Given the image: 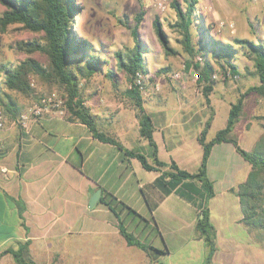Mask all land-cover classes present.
<instances>
[{
    "label": "crops",
    "instance_id": "0c3cea01",
    "mask_svg": "<svg viewBox=\"0 0 264 264\" xmlns=\"http://www.w3.org/2000/svg\"><path fill=\"white\" fill-rule=\"evenodd\" d=\"M97 3L91 2L96 19ZM258 9L264 10V0ZM87 40L101 55L102 46L97 49ZM175 87L146 92L142 107L152 120L157 158L195 173L202 156L197 139L210 116L206 139L226 126L229 92L212 87L207 104L203 92ZM216 94L220 98L213 101ZM93 98L86 95L85 104L97 117L98 129L107 132L99 124L106 119L104 109L97 111ZM23 110L8 115L0 130V264H23L13 252L34 264H264V236L243 224L239 197L232 192L246 181L250 165L231 143L211 149L206 172L213 196L191 203L153 186L160 172L144 170L137 159L93 138L84 124L47 113L23 128L12 123ZM172 112L182 113V125L192 123V139L188 132L176 139L164 135ZM120 117L115 116V139L150 163L153 149L140 137L136 117L131 127L117 125ZM97 190L98 200L90 207ZM203 208L215 230L210 259L195 230ZM122 232L151 250L128 243Z\"/></svg>",
    "mask_w": 264,
    "mask_h": 264
},
{
    "label": "trees",
    "instance_id": "16d2710c",
    "mask_svg": "<svg viewBox=\"0 0 264 264\" xmlns=\"http://www.w3.org/2000/svg\"><path fill=\"white\" fill-rule=\"evenodd\" d=\"M186 3L185 8L182 9L177 1L171 2L176 20L170 25L181 35V45L185 52L191 56L198 54L204 59L209 49L222 73L227 69L231 75H237L238 67L233 61L237 52L235 47H238L243 49L245 57L252 63L254 74L257 75L259 81L258 85L250 87L241 94L236 103H230L226 126L217 131L208 141L206 134L210 127L211 116L205 122L197 139L202 148L197 172L189 173L180 169L175 162L165 163L157 158L156 146L152 137V120L150 115L145 113L142 107L141 92L134 84L135 73L138 72L143 76L147 74L142 51L144 44L140 41L138 34V25L144 15L142 10L134 16L133 27L128 28L133 47L126 52L116 51L113 58L116 69L125 74L127 86L131 85V88L125 89L124 94L135 106L140 137L145 139L153 149L150 163L138 150L124 148L114 137L98 129L97 117L85 104L80 91L81 81L102 73V67L108 65L109 62L108 58H101L92 50L87 39L78 35L74 20L81 15L83 7L77 3V0H0V5L4 8L0 15L1 32L9 26L20 25L22 29L40 35L31 41H19L12 47L15 52L26 55L24 60L14 65L0 64V75L2 76L0 79V111L9 116H15V113L22 109L15 96H30L33 92L29 85L30 77L38 78L45 86H54L61 91L67 119L84 124L93 138L117 147L127 157L137 159L144 170L160 172L153 186L159 187L164 194L175 193L191 203H194L197 198L206 202L213 196L212 183L206 172L211 149L215 144L231 143L250 165L246 181L238 185L236 189H232V192L239 197L243 214L242 222L249 228L261 231L264 236V133L258 138L250 152L241 149L235 137L232 136L243 108L245 95L254 93L264 97V35L263 39L258 42L235 38L231 44H224L209 40V29H204L202 24H198L199 38L193 43L190 27L194 24L192 17L197 0H186ZM152 28L165 55H173L174 50L169 46L167 35L158 18L153 19ZM36 53L45 58L44 64L33 57ZM194 69L199 71L198 81L204 84L203 95L208 104L207 96L212 90L211 76L215 72L214 66L210 61H204L202 66L194 64ZM167 71V69H160L157 73ZM104 75L116 83L114 72L108 70ZM194 181L198 182L199 186H195ZM200 215L202 217L197 220L195 230L206 243L207 258L210 259L215 250V230L209 221L206 208L201 210ZM124 236L128 243L135 244L145 251L151 250L150 247L140 245L132 235L124 233ZM13 254L19 263L34 264L19 259V254L16 252Z\"/></svg>",
    "mask_w": 264,
    "mask_h": 264
},
{
    "label": "rangeland",
    "instance_id": "374dc122",
    "mask_svg": "<svg viewBox=\"0 0 264 264\" xmlns=\"http://www.w3.org/2000/svg\"><path fill=\"white\" fill-rule=\"evenodd\" d=\"M172 1H177L182 9L187 4L186 0H98V18L96 19L91 7L92 0H77L78 4L85 7L81 15L74 20L78 35L84 39H92L97 49L102 46L98 53L101 52V58L104 56L108 58L109 62L108 65L102 67V73L81 81V95L84 101H86V95L94 96L95 109L97 111L104 109L106 119L103 120V124L99 121V124L101 127L107 126L109 128L108 134L114 138L115 116H121L117 125L125 124L131 127L136 109L133 102L124 94L127 88L125 74L116 69L113 54L116 51L126 52L133 47L128 28L133 27V18L139 11H144L143 19L138 25V34L140 41L144 44L142 51L144 52L147 69V74L143 77L141 96H144L148 91L159 92L162 89L171 92L173 85L176 86L175 88L186 85L192 91L203 92L204 84L191 80L185 72L190 67L194 69L195 56L198 54L191 56L186 53L181 45V35L170 27L176 20L175 12L171 7ZM158 2L165 6L164 10L158 8ZM260 2L261 0L254 2L251 0H197L192 17L194 24L190 27L193 43L199 38L198 24H202L204 29H209V40H216L224 44H231L235 38H245L254 42L262 40L264 35V10H257ZM1 9L3 7L0 5V15ZM154 18L159 19L167 35L169 46L174 50L173 55L167 56L163 52L152 28ZM220 22H224L225 26L219 27ZM229 24H232L233 27L229 28ZM39 36L22 29L20 25H12L4 32L0 31V64L10 63L14 65L24 60L26 55L15 52L12 47L19 41H31ZM235 48H237V52L233 63L236 64L239 72L236 79H223L221 77L222 70L214 62L209 49L208 54L203 59V61H210L214 66V71L220 76L219 79L211 82V87L220 85L223 89H226L229 92V96H227L229 103H236L241 94L259 83L257 75L254 74L252 63L245 57L243 49ZM33 57L43 64L46 61L43 56L37 53ZM160 69H167L168 71L159 74L157 71ZM108 70H111L117 76L116 83L104 75ZM175 72H180L185 81H182V79L172 80L170 75ZM30 78L35 82V89H32V94L30 96H15L22 109H26L35 102V92L39 89L63 99L61 91L56 87H47L38 78ZM0 79H2L1 75ZM219 98L220 94H216L213 95L212 100L215 101ZM170 107L172 108V105ZM170 112L171 110L168 113ZM168 116L173 121L164 131L167 138L176 139L179 136L186 135L187 132L189 133H187L189 139L193 138L195 128L193 129L191 122L187 125L181 124L182 113L179 114V117L175 116L173 112ZM262 118H264V97L254 93L245 95L243 108L232 134L241 149L250 152L258 138L263 135L264 119ZM213 136L214 132L211 131L207 135V141ZM190 149H192L191 146ZM193 183L195 186H199L198 182L194 181Z\"/></svg>",
    "mask_w": 264,
    "mask_h": 264
},
{
    "label": "built area",
    "instance_id": "2783aa9c",
    "mask_svg": "<svg viewBox=\"0 0 264 264\" xmlns=\"http://www.w3.org/2000/svg\"><path fill=\"white\" fill-rule=\"evenodd\" d=\"M251 1L254 2L256 0H251ZM157 6L161 10L165 9V6L161 2H158ZM224 26H225L224 22L219 23V27H224ZM228 27L232 28L233 25L229 24ZM194 62H195V64L202 66L204 61L200 55H196ZM185 72H187L188 76L193 81L197 82L200 79L199 71H195V69H193L191 67L188 68V70ZM143 77L144 76L142 74H140L138 72L135 73L134 84H135V86L138 87L140 92H142V89H143ZM221 77L223 79H225V78L226 79H236L237 75H231V73L226 69L221 74ZM170 78L172 80H175V81L180 80V79H182L181 73L175 72V73L170 75ZM219 78H220V76L216 72H214L211 76L212 81H215ZM29 82H30L29 83L30 87L32 89L33 88L35 89L34 80L32 78H30ZM127 87L131 88V85L129 84ZM35 94H36L35 102L31 106L27 107L20 115H18L14 119V121H12V123L17 124V125L25 128L29 120L40 119L43 115H45L47 113H54V114H58V115H64L65 114L64 100L63 99L57 98L54 94H48L47 92L40 90V89L36 90ZM8 120H9L8 115L5 112L0 111V130H3L6 127L7 123L9 122Z\"/></svg>",
    "mask_w": 264,
    "mask_h": 264
},
{
    "label": "water",
    "instance_id": "95a60500",
    "mask_svg": "<svg viewBox=\"0 0 264 264\" xmlns=\"http://www.w3.org/2000/svg\"><path fill=\"white\" fill-rule=\"evenodd\" d=\"M100 195V190H97L92 196L91 199L89 201V206L92 207L95 202L98 200V197ZM202 217V215H200V218Z\"/></svg>",
    "mask_w": 264,
    "mask_h": 264
}]
</instances>
